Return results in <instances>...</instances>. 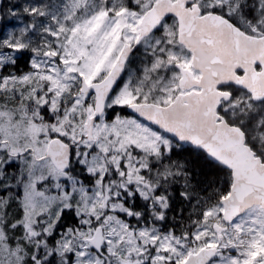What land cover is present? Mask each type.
Instances as JSON below:
<instances>
[{"label":"snow or ice","instance_id":"1","mask_svg":"<svg viewBox=\"0 0 264 264\" xmlns=\"http://www.w3.org/2000/svg\"><path fill=\"white\" fill-rule=\"evenodd\" d=\"M0 264H264V0H0Z\"/></svg>","mask_w":264,"mask_h":264}]
</instances>
